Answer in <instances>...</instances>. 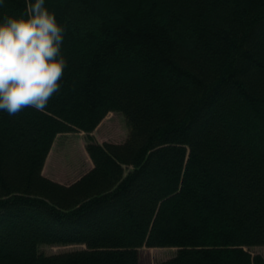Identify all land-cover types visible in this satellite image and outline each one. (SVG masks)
<instances>
[{"label": "trees", "instance_id": "trees-1", "mask_svg": "<svg viewBox=\"0 0 264 264\" xmlns=\"http://www.w3.org/2000/svg\"><path fill=\"white\" fill-rule=\"evenodd\" d=\"M46 3L68 62L44 110L0 111V264H140L145 245L176 248L158 264H264V0ZM110 112L121 143L92 134ZM77 129L94 166L46 176Z\"/></svg>", "mask_w": 264, "mask_h": 264}, {"label": "clouds", "instance_id": "clouds-1", "mask_svg": "<svg viewBox=\"0 0 264 264\" xmlns=\"http://www.w3.org/2000/svg\"><path fill=\"white\" fill-rule=\"evenodd\" d=\"M64 32L46 0H25L19 14L0 18V111L15 115L28 106L46 108L68 62Z\"/></svg>", "mask_w": 264, "mask_h": 264}, {"label": "rangeland", "instance_id": "rangeland-1", "mask_svg": "<svg viewBox=\"0 0 264 264\" xmlns=\"http://www.w3.org/2000/svg\"><path fill=\"white\" fill-rule=\"evenodd\" d=\"M129 126L122 113L110 112L93 131V136L99 142H123L128 136ZM86 132L77 129L59 133L55 138L50 153L47 157L43 173L62 183L71 184L89 171L93 160L87 150ZM83 244H48L42 249L48 253H58L83 248ZM250 252L264 256V245L248 248ZM140 264H158L172 257L176 248L173 247H148L139 250Z\"/></svg>", "mask_w": 264, "mask_h": 264}]
</instances>
